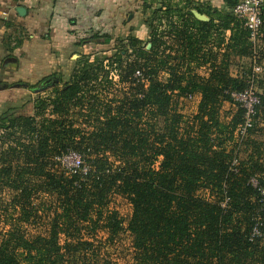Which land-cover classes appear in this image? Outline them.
I'll return each instance as SVG.
<instances>
[{"label":"trees","instance_id":"trees-1","mask_svg":"<svg viewBox=\"0 0 264 264\" xmlns=\"http://www.w3.org/2000/svg\"><path fill=\"white\" fill-rule=\"evenodd\" d=\"M175 13L157 17L171 44L152 24L150 48L132 37L131 53L83 58L70 83L34 100L33 117H0V264H117L108 250L126 233L134 264H264V205L250 183L264 185V142L255 138L264 134V79L238 151L246 110L232 93L246 90L251 68L234 77L230 65L253 56L250 32L233 13L220 25L180 13L178 26ZM228 29L221 59L205 50ZM70 151L87 175L55 161ZM119 197L131 204L128 219ZM257 218L262 237L252 239Z\"/></svg>","mask_w":264,"mask_h":264},{"label":"crops","instance_id":"crops-1","mask_svg":"<svg viewBox=\"0 0 264 264\" xmlns=\"http://www.w3.org/2000/svg\"><path fill=\"white\" fill-rule=\"evenodd\" d=\"M239 1L0 0V116L33 117L34 101L26 112L19 107L31 94L30 87L41 81L45 86L51 77L63 87L70 83L83 58L126 50L132 37L150 48L152 24L161 34L168 30L167 19L157 21L159 14L176 12L170 18L175 26L180 13L195 16V12L206 17L200 20L195 16L199 21L220 25ZM231 34V30H223L220 43H211L206 51L221 59ZM230 65L234 77H243L251 68L252 57L233 56ZM261 127L264 129V122ZM255 138L264 142V134Z\"/></svg>","mask_w":264,"mask_h":264},{"label":"built area","instance_id":"built-area-1","mask_svg":"<svg viewBox=\"0 0 264 264\" xmlns=\"http://www.w3.org/2000/svg\"><path fill=\"white\" fill-rule=\"evenodd\" d=\"M233 16L240 21L244 22L245 27L250 32V40L254 45V54L252 56V65H251V74L246 78L248 87L245 91L241 93H232V98L237 102L242 108L246 110L245 121L236 131V141L239 145L238 151L242 150L243 143L246 138L249 137V132L255 126V116L256 108L260 105V89L258 87L259 80L264 76V57L261 55V51L264 50V0H240L232 10ZM163 39L171 44L173 41V36L163 34ZM207 49V48H206ZM205 49V50H206ZM131 53V49L128 46L126 50ZM94 56H101L99 54ZM92 56V57H94ZM202 75H208L209 70L208 66L203 67L200 70ZM166 76V75H164ZM244 76V75H243ZM111 77L115 81H118V77L115 72L111 73ZM135 77H142L140 72H137ZM199 96H189L186 98V102L194 105H198ZM262 124V123H261ZM260 124V125H261ZM4 130L0 129V136H3ZM7 147V144H3V141L0 139V151ZM240 157V152H239ZM55 161L59 162L61 167L67 170L69 173L75 174L80 173L82 175H87L90 172V168L87 165L85 159L76 152L70 151L68 154L58 157ZM239 164V158L233 161V167H236ZM250 183L255 187L259 192V202L264 205V185L258 182L257 177H253L250 180ZM120 201H123L128 209L127 215H123L121 208L118 207V210L121 213V216L125 219H128L131 215L132 207L131 204L122 197H119ZM223 208L227 207L228 199H225L220 203ZM262 222L260 218L256 219V225L252 231V239L257 237H262L261 231ZM128 237V243H130V234L126 233ZM130 245V244H129Z\"/></svg>","mask_w":264,"mask_h":264},{"label":"rangeland","instance_id":"rangeland-1","mask_svg":"<svg viewBox=\"0 0 264 264\" xmlns=\"http://www.w3.org/2000/svg\"><path fill=\"white\" fill-rule=\"evenodd\" d=\"M114 54L115 53H113V54H102L100 57L113 56ZM248 70L249 69H247L245 71H248ZM51 78H53V77H51ZM55 85H56V83L52 82V84L44 86L43 81L33 85L32 87H30V89L32 90L31 94H28V96L22 100L23 103L19 107H22L24 109V112H26L32 101L38 99L41 96L42 97L46 96L53 89V87ZM57 85H58V82H57ZM16 109H17V107H16ZM11 111L12 110H6L5 112H11ZM193 112H195L194 105L188 103L187 108L185 110V113L186 114H192ZM118 207L119 208L122 207L121 211H122L123 215H127L128 209H127V207L123 201H118ZM108 251L111 254V257L115 263H117V264H134V262L132 260V252L129 248L127 235H124L122 237V242L120 241L119 243L118 242L116 243V248H110Z\"/></svg>","mask_w":264,"mask_h":264},{"label":"water","instance_id":"water-1","mask_svg":"<svg viewBox=\"0 0 264 264\" xmlns=\"http://www.w3.org/2000/svg\"><path fill=\"white\" fill-rule=\"evenodd\" d=\"M194 14H195V16H196L198 19H200V20H206V17H205L204 15H201V14L198 13V12H195ZM53 80H56V81H57V78L55 77V78H51V79L47 80V81H46V84L51 83Z\"/></svg>","mask_w":264,"mask_h":264},{"label":"flooded vegetation","instance_id":"flooded-vegetation-1","mask_svg":"<svg viewBox=\"0 0 264 264\" xmlns=\"http://www.w3.org/2000/svg\"><path fill=\"white\" fill-rule=\"evenodd\" d=\"M55 81H56V80H53L52 82H55ZM52 82H51V83H48V84L45 83V84H46L45 86L52 84Z\"/></svg>","mask_w":264,"mask_h":264}]
</instances>
